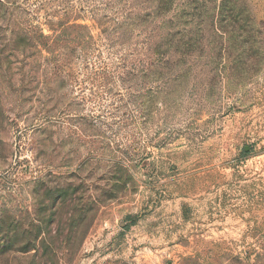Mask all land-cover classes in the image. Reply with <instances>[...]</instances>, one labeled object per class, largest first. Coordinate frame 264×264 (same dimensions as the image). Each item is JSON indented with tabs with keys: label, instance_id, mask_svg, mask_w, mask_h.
I'll return each instance as SVG.
<instances>
[{
	"label": "rangeland",
	"instance_id": "obj_1",
	"mask_svg": "<svg viewBox=\"0 0 264 264\" xmlns=\"http://www.w3.org/2000/svg\"><path fill=\"white\" fill-rule=\"evenodd\" d=\"M240 1L246 35L209 0H0V42L44 44L0 78V217L36 232L45 189L79 191L52 263L0 264H264V0Z\"/></svg>",
	"mask_w": 264,
	"mask_h": 264
},
{
	"label": "trees",
	"instance_id": "obj_2",
	"mask_svg": "<svg viewBox=\"0 0 264 264\" xmlns=\"http://www.w3.org/2000/svg\"><path fill=\"white\" fill-rule=\"evenodd\" d=\"M209 1L214 4V11L217 12L218 22L226 23L227 26L233 28H237V26L239 27L240 25L239 29L243 28V30H245L246 32L244 35L247 34L246 29L248 28V23L251 19L246 14L247 10L240 0ZM173 2L174 0H161V11L170 12L171 9L169 8V6ZM192 3V1L189 2L190 8V4ZM186 16L185 18H187ZM41 36L43 38H46L43 33H41ZM233 37L234 36L230 38ZM13 41V46H10V44L8 43L0 42V48H3V46H5L3 51L0 49V78L4 76L5 73L11 70L13 63L11 59L13 57L12 54L17 50H20V48L25 50V52L29 49L35 50L38 53H42V50H40L39 47L43 46L44 44L40 41H37L35 37L29 35V33L26 31L19 32L13 39ZM162 41L165 42L168 46L166 47L167 51H170V48H172L174 51V48H176V46H174L175 38L171 39L170 33H168L167 37H165ZM159 50H161V48ZM3 71L4 73H2ZM49 189L50 188L44 190V193L42 195L44 201L41 204L45 205V201L49 200L51 202L50 206L52 210H48L52 212V215L50 217L45 215L44 217H41V219H39V224L36 226L38 230H36V232L25 231L24 228L21 227L10 216L6 215L0 217V260H6L8 262L13 255H19L22 257L30 256L33 260L40 257L41 261H43L44 258L50 259L52 263L57 252L52 248V244H54L52 238L54 237H50L51 232L48 231V229L50 230L54 224L60 223L59 220L62 219L61 211L63 209L70 208L73 205L76 207V202L78 200L76 195L79 191H74L72 187H69L63 191ZM74 213H72V215ZM86 220H88V218L84 220L83 224L86 223ZM83 224H81L80 226L71 227L72 232L74 233ZM41 225L46 226V232H42L41 229H39L42 228ZM43 234L46 235V239L43 237ZM47 235H49L51 241L47 238ZM67 237L69 241L73 242V239L76 236L75 234H70Z\"/></svg>",
	"mask_w": 264,
	"mask_h": 264
}]
</instances>
